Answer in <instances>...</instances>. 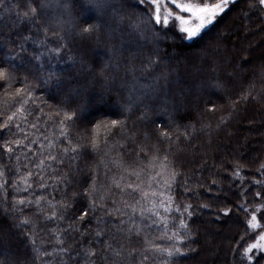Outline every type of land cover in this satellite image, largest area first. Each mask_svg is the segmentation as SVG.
<instances>
[{
	"label": "snow or ice",
	"instance_id": "1",
	"mask_svg": "<svg viewBox=\"0 0 264 264\" xmlns=\"http://www.w3.org/2000/svg\"><path fill=\"white\" fill-rule=\"evenodd\" d=\"M85 3L89 10L95 13L93 21L72 19V5L69 0H24L23 6L17 0L16 4L4 8V12L15 15L16 19L7 21L0 17V48L8 47V51L3 54V60H0V88L3 89L5 97L18 102L19 107L10 115H6L4 121L0 123V150H2L0 156L11 158L14 149L28 147L25 141H28L32 136L31 132H26L24 128L20 127V123L14 125V121L27 122L25 116L27 109L24 106L30 101L35 102L33 98L34 86L27 76L21 81L22 87L13 89V85L18 80L17 72L20 68L38 73L43 84L54 89L61 97L60 104L63 105L55 107L53 111L46 114L49 120L60 118L59 135L55 141L48 136L44 137L47 144L41 147L40 155L43 158L33 165L41 172L40 180L35 181L38 184V189L44 190L48 187L43 171L51 165H46V160L56 164H63L65 158L75 161L82 149L86 147L81 144L66 147L60 155H53L51 152L44 155L43 152L44 148L54 149L56 141L61 138L69 139L66 129L69 121L74 123L77 119L86 120L83 115L86 112L85 105L78 103L71 111L66 107L71 105L76 98L82 96L85 91L84 85L79 80L81 75H93L94 78L99 77L104 81L103 89L99 94V98L102 99L105 95L117 91V76L114 73H118L123 67L124 71L132 76L133 83L127 100L120 105L121 111L127 116L134 108L141 109L138 119L153 124L158 133V139L150 146V151L148 145H137L138 150L129 151V155L135 153L134 164H125L123 157L120 160L112 159L108 162L101 158L99 164L92 169L91 183L82 194L89 200L88 209L75 217L73 224L75 221L83 223L89 212H101L102 214L95 221L96 228L92 230L93 239L88 241V247H84L81 243L75 255L71 254V246H64V241L59 235L56 239V243L60 245L58 249L46 251L38 247L34 233L36 225L29 216L21 215L14 227L30 226L33 229V235L28 237L33 253L29 264H145L149 259L148 253L162 255L172 260L185 256L187 252L183 250L182 246L192 236L189 221L194 216V209L190 203L177 204L171 194L173 185L177 183V177L181 173L172 166L169 149L181 137L187 140L196 131V128L194 124H186L184 130L181 131L180 125L175 119L178 113L187 108V98L179 93L174 96L169 94L173 72L162 54L160 39L161 36L168 39L169 32H171L172 40L192 41L200 38L206 29L214 25L230 7L237 3V0H136V3L143 7L141 10L131 13L127 11L126 0H85ZM246 7L247 10L241 9V16L248 21L244 27L245 34H253V41L256 36L264 41V0H247ZM55 9H59L60 12L50 17L49 10ZM65 15L68 16V19H64ZM253 17L256 21L255 25H252ZM176 22H178V28H176ZM22 24L29 26L28 33L13 36V32ZM245 38L247 39V35ZM13 44L14 48L9 47ZM29 44L34 46L32 52L27 47ZM48 44L54 46L48 47ZM41 48L44 49L43 52L39 51ZM97 49L101 50L103 55L100 56L97 63H93L95 57L92 56V53ZM248 49L252 50L248 52V56H251L256 51L254 42L247 44L245 51ZM214 51L217 53L226 51L223 34L217 38ZM231 51L233 53L238 51L235 44L232 45ZM66 52L71 53L68 55L69 69L56 71L50 62L57 57L62 60ZM202 56H207V49L204 50ZM25 57L28 59L26 60ZM247 58L245 57V59ZM260 58L262 61L260 76L261 79H264V48L260 49ZM136 61H140L139 69H137ZM230 61L231 57H225L226 63ZM5 62L7 67L4 66ZM215 63L214 60L213 64L215 65ZM161 66H164V70L156 74L157 69ZM235 67L240 69L238 61ZM73 69L75 72L72 71ZM137 71L150 77L151 83H141L139 77L136 76ZM212 71H217V67L214 66ZM239 75L240 73L236 70L226 73V76L231 79H236ZM119 87L123 88L125 85L121 83ZM213 88L226 103L216 105L209 97L204 111L214 113L227 109V116H220L217 128L233 115L240 103L249 99L259 101L264 96V89L253 94L254 84H250L247 91L238 100L229 95L227 80H217ZM208 104L212 106L208 107ZM40 113L44 114L43 109H40ZM153 115L164 117L167 123L164 119H153ZM40 118L39 115L36 116L37 121ZM13 126L17 131L12 130ZM30 127L37 128V124L33 123ZM115 128L125 132L127 130L126 121L113 119L94 125L93 135L88 145L93 152H100L103 144L107 149L103 153L106 157L112 148L125 147L123 144L113 145L112 148L108 147V136ZM101 129L105 133L103 140L100 138ZM210 129L211 124H204L201 131ZM5 134L8 138H5ZM20 134H22V138ZM135 135L136 133H133L128 139L134 141ZM173 136H175V140H173ZM147 139L149 137L145 134V140ZM160 141H168V149H165V154L162 157L159 155L158 144ZM30 143L36 144L37 140L32 139ZM69 143L71 144V141ZM68 153H73V155L68 156ZM117 154L119 155V152ZM144 158H147L146 161ZM16 159L19 161L20 157L17 156ZM109 163L119 169L120 174L118 178L114 174L110 183L98 185L96 172L100 165L108 168ZM23 167L27 169L28 164ZM6 169L7 165L0 162V178L5 177ZM52 171L55 172L57 169L53 168ZM256 171L264 176V163H261ZM19 172L20 168L17 167L16 173L19 174ZM34 175L35 173L28 171L19 176L18 180H12L11 183L8 180H0V189H4V200L0 203L7 205L8 188H11L14 193L28 192L29 189H32L33 183L29 181ZM232 176L234 179L243 180L238 166ZM189 179L185 178L186 193L191 191L187 187ZM58 180L61 183L65 182L67 173L62 174ZM211 184L217 186V180L213 179ZM252 184L264 186V180L253 179ZM20 185H24V187H20ZM198 187H203V184H198ZM117 192L121 199L119 201L112 199V204L108 207L107 201ZM77 195L79 194L73 193V197ZM194 195L199 197V192ZM241 195H247V192H243ZM54 200L55 197L48 199L44 195H36L34 199L29 200L14 198L11 204V213L13 214L11 218L17 220L15 213L23 214L25 209L34 207L36 209L34 215L37 218L43 215L47 221H63L66 218L65 213L72 207V202L62 199L53 203ZM254 201L256 206L251 211L243 203L238 206L246 214V228L241 239L243 240L245 237L251 239L255 236L254 241L248 243L239 253L241 264H244L245 261L247 264H252L253 261L256 264H261V261H264V192L257 191ZM199 207L209 209L210 206L200 204ZM46 209H51L50 214ZM4 211L8 213L9 208L5 206ZM177 213L178 217L174 216ZM230 214V209L222 210L224 217ZM107 217H116V220L110 221ZM73 224H69V228L64 231L79 232L81 237L89 234L81 232L80 227H74ZM108 224H111V227L115 229L114 233L107 228ZM153 228L159 230L160 235L149 239L146 230ZM142 235L144 247L138 249L133 244V238L139 239ZM118 238L121 242L118 245L114 244L113 241ZM0 240H3L2 235H0ZM155 240H167L170 243L167 247H162L155 243ZM192 251L195 249H188V252ZM232 251L236 252L237 250L232 249ZM257 252L261 254L258 258L255 256ZM45 257H52V259L48 260ZM0 264H14V262L11 259L7 262L0 260ZM163 264H170V260H164Z\"/></svg>",
	"mask_w": 264,
	"mask_h": 264
},
{
	"label": "trees",
	"instance_id": "2",
	"mask_svg": "<svg viewBox=\"0 0 264 264\" xmlns=\"http://www.w3.org/2000/svg\"><path fill=\"white\" fill-rule=\"evenodd\" d=\"M85 0H69L72 5L71 18L76 21L89 20L93 21L94 14L88 13L87 5L84 4ZM17 0H0V17L3 20L11 21L15 20V15L4 12V8L16 4ZM21 6L24 4V0H19ZM128 5L127 11L129 13L133 11H139L143 6L136 3V0H126ZM247 0H237V3L230 7L209 29H206L202 36L196 40H172L171 32H169V38L165 39L161 36L160 46L162 48V54L165 56L166 63L170 70L173 72L172 83L169 85V94L174 96L175 94H182L187 98V108L178 113L175 117L177 123L180 125V130H184V125L194 124L196 131L185 140L183 137L177 141L171 149H169V159L172 161V166L178 170L181 175L177 177V183L173 185L172 195L177 204H192L194 209V216L189 221V227L192 233L191 239L187 240L182 246L183 250L187 252V255L174 258V260L162 255L154 253H148L149 259L145 264H163L166 259L170 260V264H211L207 262L205 258L206 252H212L211 249H220V254L215 255V263L221 264H241L240 252L243 251V247H246L248 243H252L255 239L253 236L251 239L245 237L244 230L246 228V214L238 207L243 203L251 211L255 206L254 201L255 193L257 191L264 192V186L252 184L253 179L264 180V176L257 172L261 163H264V96L259 101L249 99L246 102L240 103L233 113V115L225 121L224 124L217 128L219 118L221 115L227 116V109L222 111H216L214 113L205 112L206 101L211 97L216 105H222L226 101L216 93L213 85L217 80L228 82L229 95L233 99L238 100L239 97L248 89L250 84L255 85V91L253 94L261 92L264 89V79H261V58L260 49L264 48V41H261L259 36L255 37L253 41V34H245L244 27L248 23L247 19L241 16V9L247 10ZM59 9L49 10V16L58 14ZM64 19H68L65 15ZM256 21L253 17L252 25H255ZM82 26V25H81ZM28 25L22 24L16 31L13 32V36L18 34H27ZM159 27V26H157ZM176 28L177 25H176ZM175 31V29H173ZM223 34L225 41L226 51L217 53L214 51L217 38ZM247 35V39L245 38ZM249 42H254L256 51L248 56V52L252 51L247 48ZM235 44L238 51L233 53L231 51L232 45ZM53 44H48V47H53ZM9 47L14 48L15 45ZM30 52L34 50V46L27 45ZM207 49V56H202L204 50ZM8 51V47L0 48V60H3V54ZM43 52L44 49H39ZM71 53H65L63 59L54 58L50 63L56 71H67L70 67L68 63V55ZM103 52L99 49L92 53L95 57L93 63L99 61ZM225 57H231V61L226 63ZM245 57H248L245 59ZM26 60L28 57H25ZM47 59L46 57L44 58ZM215 60V65L213 61ZM241 66L240 69H236V63ZM31 63V61H29ZM7 67V63H4ZM137 69L140 67V61H136ZM216 66L217 71L213 72L212 68ZM164 70V66L157 69L156 74ZM238 71L239 77L231 79L226 76L227 72ZM75 72V69L72 70ZM117 76L116 87L117 91L111 94L105 95L102 99L99 98L104 85V81L93 75L84 74L79 77L80 83L84 85L85 91L83 95L76 98L71 105L66 106L69 111L76 107V104H83L86 106V110L90 112L89 116H86V120L77 119L75 122L69 121L66 125L68 140L61 138L56 141V147L54 149L44 148V155H48L51 152L53 155H60L62 150L66 147H72L76 144L85 145L78 155L75 161H70L65 158L63 164H56L53 161H45L46 167L43 171V176L47 180L48 187L44 190L38 189V184L35 181L40 180L41 172L33 165L38 163L41 157V147L46 145L47 141L44 140L45 136L55 141V138L59 135V119L54 118L49 120L46 114L53 111L55 107L63 106L60 104L61 97L55 92L54 89L47 87L43 84L38 73L32 71H26L24 68H20L17 72L18 80L13 85V89L23 86L21 81L27 76L30 83L34 86L33 98L35 102L30 101L25 105V116L27 122H15L20 123V127L24 128L26 132H31L32 136L29 137L25 144L28 147L14 149V154L11 158L0 156V162L7 165L5 177L0 180H8L11 183L12 180H18L19 176L24 175L28 171H32L35 175L30 178L33 183L32 189L28 192L14 193L11 188H8L7 205L0 203V235L3 236V240H0V260L11 259L14 264H29L33 255L31 249L32 245L29 242L28 237L33 235V229L30 226L16 228L14 224L18 222L21 215L29 216L33 219L36 227L34 230L36 245L43 250L53 251L58 249L60 245L56 243L57 235L64 241V246L72 247V255H75L79 250V245L82 243L84 247H88V241L92 240V230L96 228V219L100 216L101 212L91 213L85 218V221L73 220L78 217L81 212L88 209L89 200L83 196L84 190L91 183L93 176L92 169L99 164L101 158L105 162L112 159L120 160L123 157L125 164H134L133 152L129 155L130 150H138L137 145L150 146L157 142L158 133L155 126L151 123H145L138 119L141 114V109L134 108L131 114L127 116L120 110L114 108L113 104L121 105L127 100L129 90L133 83L132 76L128 75L122 67L118 73H114ZM136 76L139 77L141 83H151V78L146 74H142L137 71ZM123 83L125 87L120 88V84ZM102 103V106L97 102ZM106 104V105H105ZM51 106V107H50ZM211 107V104L207 105ZM19 107L18 102H14L8 99L4 95V91L0 88V123L4 121L6 115H10ZM40 109H43V113H40ZM31 113V115H28ZM40 116V120H36V116ZM113 119L125 120L127 124V130L121 132L119 128L112 130V134L108 136V147L112 148L113 145L123 144V148H112L108 156H104L105 150L103 144L100 152H93L89 145V140L93 135L94 125L100 122H109ZM153 119H164V117H156L153 115ZM37 124V128H31V124ZM211 124L210 130L201 131L202 125ZM175 127V125H173ZM13 131H17L13 126ZM191 131V130H190ZM133 133H136L135 140H129L128 137ZM145 134L149 139L145 140ZM22 138V134H20ZM5 138H8L5 134ZM100 138H105L103 129L100 130ZM36 139V144H31L30 141ZM175 140V136H173ZM71 141V144L69 143ZM160 148L159 155L162 157L165 154V149H168V141H160L158 144ZM30 149V151H29ZM2 151V150H0ZM119 152V155L117 154ZM35 154V155H33ZM73 153H68V156ZM19 156L20 160L17 161L16 157ZM31 157V160H29ZM145 161L147 158H144ZM28 164V168H24L23 165ZM69 165H72L71 167ZM239 167L241 172V179H234L232 176L236 167ZM20 168L19 174L16 173V168ZM55 168L57 171L53 172ZM110 169V170H109ZM67 173V180L63 183L59 182L58 178ZM117 178L120 174V170L114 167L112 164H108V168L100 165L96 175L97 183L108 184L111 181L113 175ZM56 177V179H53ZM190 178L187 187L191 190L185 192V178ZM217 180V186H212L211 181ZM198 184H203V187H198ZM24 187V185H20ZM199 192V197L194 193ZM247 192V195H241V193ZM4 189H0V201L4 200ZM73 193H77L76 197H73ZM36 195H44L48 199L55 197L56 201L66 200L72 202V207L65 213V219L63 221H47L40 215L37 218L34 213L36 209L31 207L25 209L23 214L17 212L14 215L17 220H13L11 216V204L15 199H34ZM112 199L120 200V195L117 194L110 197L107 201V206L110 207ZM200 204H208L209 209L200 208ZM9 208V212L5 213L4 207ZM230 209L231 214L227 217L222 215V210ZM49 214L51 209H46ZM178 213L174 216L178 217ZM219 217V218H217ZM259 217V214H258ZM108 220H116V217H107ZM118 222V221H117ZM178 224V219H177ZM69 224H73L74 227H80L81 232L89 233L85 237H81L79 232H73L71 230L64 231L69 228ZM107 228L111 232H115V229L111 227V224L107 225ZM259 231V230H258ZM146 234L149 239L159 236L160 231L153 228L146 230ZM258 234V233H257ZM107 238V237H105ZM143 235L137 239L133 238V244L139 249L143 248ZM121 241L118 238L113 241L114 244H119ZM157 244L162 247H167L170 243L167 240H155ZM99 247V245H97ZM195 249V251L188 252V249ZM232 249H236L233 252ZM261 254L255 253L258 258ZM45 259L51 260L52 257H45ZM139 260V257H137ZM244 264H247L245 261ZM252 264H256L255 261ZM264 264V261H261Z\"/></svg>",
	"mask_w": 264,
	"mask_h": 264
},
{
	"label": "rangeland",
	"instance_id": "3",
	"mask_svg": "<svg viewBox=\"0 0 264 264\" xmlns=\"http://www.w3.org/2000/svg\"><path fill=\"white\" fill-rule=\"evenodd\" d=\"M83 2H84V4H86L85 1H83ZM87 10H88V13L94 14V12L90 11L89 8H87ZM176 25L178 27V22H176ZM99 104H100V102L98 101L97 105L99 106ZM100 105L102 106V103ZM112 106L118 110H120V108H121L120 105H118V104H113ZM83 114L86 116H89L90 112L86 110V112ZM211 251H212L211 253L210 252L205 253V258L208 260L207 262H211V264H216L214 261L216 258L214 256L217 254H220V252H219L220 249H218V252H217V249H211ZM217 264H221V261H219V263H217Z\"/></svg>",
	"mask_w": 264,
	"mask_h": 264
}]
</instances>
